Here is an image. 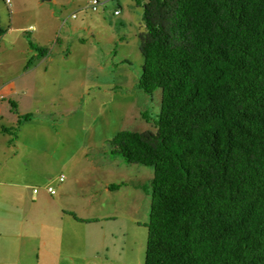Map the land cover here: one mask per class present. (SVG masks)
<instances>
[{
    "label": "trees",
    "instance_id": "trees-1",
    "mask_svg": "<svg viewBox=\"0 0 264 264\" xmlns=\"http://www.w3.org/2000/svg\"><path fill=\"white\" fill-rule=\"evenodd\" d=\"M143 9L138 88L162 91L156 132H120L109 145L154 172L145 264H264V0ZM30 46L37 59L48 53Z\"/></svg>",
    "mask_w": 264,
    "mask_h": 264
},
{
    "label": "rangeland",
    "instance_id": "rangeland-1",
    "mask_svg": "<svg viewBox=\"0 0 264 264\" xmlns=\"http://www.w3.org/2000/svg\"><path fill=\"white\" fill-rule=\"evenodd\" d=\"M91 1L0 0L6 31L0 40V166L8 142L22 152L39 146L43 159L35 165L26 168L23 154L8 163L28 171L24 173L32 190L53 187L59 193L63 176L80 206L95 195V207L79 214L118 217L71 228L72 238L61 244V251L72 249L73 260H55L52 244L48 253L28 245L33 249L22 253L21 264H145L154 172L112 157L109 141L124 131L156 132L162 91L148 95L138 88L144 64L139 36L145 31L148 0H99L105 4L96 13L88 9ZM31 44L46 49L47 55L37 59ZM26 115L30 120L19 125ZM102 162L104 170L97 168ZM100 176L126 186L110 197L100 193ZM11 181L0 177L1 184ZM134 186L140 188L137 201L129 190ZM0 202V218H6L13 202ZM5 232L0 229V264H20L16 252L4 258L10 249Z\"/></svg>",
    "mask_w": 264,
    "mask_h": 264
},
{
    "label": "crops",
    "instance_id": "crops-1",
    "mask_svg": "<svg viewBox=\"0 0 264 264\" xmlns=\"http://www.w3.org/2000/svg\"><path fill=\"white\" fill-rule=\"evenodd\" d=\"M18 116V119L22 117L20 114H18ZM2 132L4 134L8 133V129L3 128ZM16 146V144L10 146L9 142L7 143L3 154L5 161L2 160L3 162H1L0 166V177H8L12 180L11 182H4L2 184L0 182V201H3V198H10L13 202V205L11 206L12 210L9 211L8 217L0 218V229H4L10 239L6 245L9 246L10 249H6L8 255L4 258L7 259L8 257L9 259L10 255L15 254L16 252V259L18 263L20 262L21 264L22 253H30L33 248L39 250V246L48 253L50 251L48 246L52 244L54 247L51 251L53 252L54 250V254L57 257L55 260L64 258L73 260L72 249L68 252H63V250L61 251V246L72 238L69 233L71 228L74 226L79 227L80 224L86 225L91 223L78 222L71 214H75L79 219L86 221L96 220L97 222L94 223L97 224L101 221L110 220L112 218H109L108 215L94 218L88 214H79V211L81 210L86 211L87 208L95 207V195L88 196L86 202L82 203L80 206L78 199L74 197L72 193H69L68 186L65 184L66 180L62 183H58L60 192L57 193L56 190V195H50L53 198V200L48 199L50 202H48L46 196L43 195V193H46V195L49 196L47 188L40 189V192L37 191V193H35V190L31 189V184L27 181V173H24L28 171H26V169L22 171L19 168L14 169L9 167L8 163L12 162L9 161V158L13 159V162H15L16 159L23 154L25 161L24 166L27 168L30 165H35V163L41 160V158L43 159L41 155H43L44 151L39 146H36L35 149L27 146L26 148H28L29 151L27 152L24 150V152H22V149L18 150ZM103 163L104 162L97 164V168H101ZM101 169L99 170L101 171ZM102 170H104V168ZM62 177L63 176H61V178ZM113 185L115 184H109L108 181H104V178L101 177L99 183L100 193L110 194V197H113L112 195L119 193L122 188L126 186V183L122 182L120 184L121 188L117 191L110 190V187ZM138 189H140L138 186H134V189H129L133 201L134 199L135 201L139 199L140 195H138ZM116 219H118V217H115L112 220L115 221ZM37 226L40 227L37 228ZM26 228L31 229V231L28 232ZM119 232H121V230H119ZM111 236H113V234H111ZM28 245L33 248H27ZM14 246L15 251L13 249ZM11 251L12 253H10Z\"/></svg>",
    "mask_w": 264,
    "mask_h": 264
},
{
    "label": "built area",
    "instance_id": "built-area-1",
    "mask_svg": "<svg viewBox=\"0 0 264 264\" xmlns=\"http://www.w3.org/2000/svg\"><path fill=\"white\" fill-rule=\"evenodd\" d=\"M6 2H7L8 4H10V0H6ZM103 4H105V3H102V2L99 1V0H92V1L90 2V6L88 7V9H89L90 11L96 13V12L99 11V8H100ZM120 14H121L120 11H116V12L114 13L115 16H120ZM73 18H75V16H74ZM59 181H60V183L64 182V178H63V177L60 178ZM48 192H49V194L52 195V196L56 195V190H55V188H53V187L48 188ZM35 193H37V190H35Z\"/></svg>",
    "mask_w": 264,
    "mask_h": 264
}]
</instances>
